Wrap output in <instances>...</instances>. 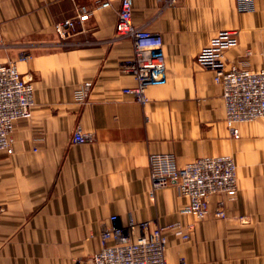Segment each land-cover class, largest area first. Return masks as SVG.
<instances>
[{
  "label": "crops",
  "instance_id": "obj_1",
  "mask_svg": "<svg viewBox=\"0 0 264 264\" xmlns=\"http://www.w3.org/2000/svg\"><path fill=\"white\" fill-rule=\"evenodd\" d=\"M97 1L0 0V63L34 86L31 116L11 132L13 152H0V264H91L112 214L122 225L132 217L188 230L186 239L167 232V264H264V117L230 134L215 72L197 63L215 36L234 31L227 66L264 67V0L245 12L235 0H131L133 24L159 33L165 54V81L146 88L144 104L122 93L135 79L124 69L132 41L115 36L119 0L95 8L71 37L55 34L77 4ZM77 126L88 140L72 142ZM161 152L177 166L232 156L235 198L212 194L199 219L182 211L189 199L173 185L150 196L149 156ZM220 202L224 217L215 215Z\"/></svg>",
  "mask_w": 264,
  "mask_h": 264
},
{
  "label": "built area",
  "instance_id": "obj_2",
  "mask_svg": "<svg viewBox=\"0 0 264 264\" xmlns=\"http://www.w3.org/2000/svg\"><path fill=\"white\" fill-rule=\"evenodd\" d=\"M115 36L129 38L133 44V55L124 61V69L131 73L135 84L122 88V93L144 104L145 90L149 85L162 83L166 78L163 40L159 33L132 22L131 0H119ZM111 0H98L94 7L77 4L75 14L54 23L53 28L59 39L71 37L77 24L91 16L95 8L107 7ZM239 12L253 11L254 0H235ZM234 31H223L215 36L208 46L201 49L197 63L203 68L214 70V81L221 86V97L225 107V121L229 132L238 135L237 124L242 121L264 117V67L258 69L227 66L223 52L236 42ZM23 52L19 60H24ZM89 81L74 91L76 101L87 98ZM34 86L20 75L12 62L0 63V152L11 154L15 122L29 118L34 106ZM90 133L77 126L72 132V142L82 143L90 138ZM150 196L155 190L173 185L189 199L182 211L202 218L208 209L211 194L224 193L235 198L238 187L236 164L232 157L206 155L195 158L182 166H177L175 156L169 152L152 153L149 156ZM195 180V184H189ZM223 204L219 203V207ZM222 209V207H221ZM223 214V212H219ZM139 233L133 236V233ZM167 232L186 239L187 232L177 223L150 227L147 220L136 221L129 217L126 225L118 221V216H109V224L99 235L100 246L91 257V264H167Z\"/></svg>",
  "mask_w": 264,
  "mask_h": 264
},
{
  "label": "rangeland",
  "instance_id": "obj_3",
  "mask_svg": "<svg viewBox=\"0 0 264 264\" xmlns=\"http://www.w3.org/2000/svg\"><path fill=\"white\" fill-rule=\"evenodd\" d=\"M234 36V35H233ZM21 54H23V53H20L19 54V56L21 55ZM225 63H226V61H225ZM17 66V65H16ZM18 68V67H17ZM18 71H19V69H18ZM19 73H20V75H21V72L19 71ZM22 76V75H21ZM22 78H24L23 76H22ZM25 79V78H24ZM25 80H27V79H25ZM27 81H29V80H27ZM18 120H20V119H18ZM17 121V120H16ZM16 123V122H15ZM148 166H149V164H148ZM176 189V188H175ZM223 206L224 205H222L221 207H222V209H221V207H219L218 206V208H217V210H216V212H215V215L216 216H219V217H224L225 216V212H224V209H223ZM223 212V214H219V212ZM205 215L206 214H204V216L202 217V218H204L205 217ZM111 216V215H110ZM200 219V218H199ZM180 225V227H182V232H187L188 233V237L187 238H189L190 237V234H189V231L188 230H186L181 224H179ZM92 256H93V254H92ZM91 256V257H92ZM91 257H90V260H91Z\"/></svg>",
  "mask_w": 264,
  "mask_h": 264
},
{
  "label": "bare ground",
  "instance_id": "obj_4",
  "mask_svg": "<svg viewBox=\"0 0 264 264\" xmlns=\"http://www.w3.org/2000/svg\"><path fill=\"white\" fill-rule=\"evenodd\" d=\"M216 83H217V82H216ZM222 100H223V99H222ZM223 104H224V102H223ZM224 108H225V107H224ZM230 134H231V133H230ZM213 156L216 157V156H218V155H213ZM219 156H228V157H230V155H226V154H225V155H219ZM231 157H232V156H231ZM232 159H233V157H232ZM193 160H194V159H193ZM193 160H191V161H193ZM191 161H189V162H191ZM186 163H188V162H186ZM186 163H185V164H186ZM185 164H183V165H185ZM188 182H189V184H195V183H196L195 180H189ZM213 194H214V193H213ZM216 194H223V193H216ZM211 195H212V194H211ZM207 205H208V204H207ZM125 225H126V224H125ZM106 227H107V226H106ZM106 227H105V228H106Z\"/></svg>",
  "mask_w": 264,
  "mask_h": 264
}]
</instances>
